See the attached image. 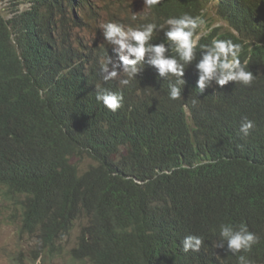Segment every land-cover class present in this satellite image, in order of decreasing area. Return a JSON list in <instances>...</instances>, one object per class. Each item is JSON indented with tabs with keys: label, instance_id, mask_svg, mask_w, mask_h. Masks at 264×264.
Segmentation results:
<instances>
[{
	"label": "trees",
	"instance_id": "obj_1",
	"mask_svg": "<svg viewBox=\"0 0 264 264\" xmlns=\"http://www.w3.org/2000/svg\"><path fill=\"white\" fill-rule=\"evenodd\" d=\"M9 1L0 7V199L36 259L240 264L242 255L264 264V0H164L142 14L131 0L109 7L105 23L138 27L184 13L205 20L214 4L223 25L205 22L199 43H239L255 79L212 81L201 94L193 63L178 100L168 96L174 81L147 61L127 86L104 81L101 65L115 53L102 32L91 47L73 37L99 16L96 0ZM98 90L122 93L123 106L108 110ZM245 118L254 122L247 137ZM221 224H246L259 243L233 254ZM187 235L204 239L200 251H183Z\"/></svg>",
	"mask_w": 264,
	"mask_h": 264
},
{
	"label": "clouds",
	"instance_id": "obj_2",
	"mask_svg": "<svg viewBox=\"0 0 264 264\" xmlns=\"http://www.w3.org/2000/svg\"><path fill=\"white\" fill-rule=\"evenodd\" d=\"M143 3L144 8L154 10L164 0H143ZM204 24L205 20L200 16L188 13L169 16L160 24L149 22L138 27H126L117 22L102 24L103 39L115 53V59L109 56L101 65L104 81L118 79L120 85L127 86L143 70L147 61L156 69L159 78L174 81L168 88V96L172 100L181 98V87L186 83L185 69L193 63L198 75L196 88L201 94L212 81L219 86L229 82L251 86L255 77L252 71L247 70L248 61L240 59L242 46L231 39H213L210 44H200L198 30ZM161 32L163 42L153 43L154 34ZM197 49L200 51L197 52ZM122 75L125 78H121ZM96 100L116 112L123 106L124 96L118 92L98 90ZM253 128L254 122L245 118L239 131L247 137ZM219 235L227 241V248L233 254L249 253L259 243L258 236L246 224H241L238 229L231 224H221ZM203 244L204 239L198 235H187L182 240L185 253L198 252ZM220 246L223 247V244ZM239 261L240 264H252L242 255Z\"/></svg>",
	"mask_w": 264,
	"mask_h": 264
},
{
	"label": "rangeland",
	"instance_id": "obj_3",
	"mask_svg": "<svg viewBox=\"0 0 264 264\" xmlns=\"http://www.w3.org/2000/svg\"><path fill=\"white\" fill-rule=\"evenodd\" d=\"M98 6L96 7V11L94 13L99 14V16H93L94 22L93 25L88 27H82L79 31L75 30L73 37L74 41L77 45L81 42L86 46L91 47L94 43L100 42V34L102 32L101 25L104 24L110 18L111 12L109 7L115 6L114 3L118 2L117 0H96ZM9 0H0V7L5 10L7 6H11ZM131 2H136L135 4H131L130 2H126V5L131 8L132 12L136 14H142V7L144 6L143 2L140 0H131ZM25 2L21 5V8H27L28 5ZM113 5H109V4ZM121 7H125L126 5L119 4ZM125 11V9H122ZM216 13V8H214V4L211 5L210 11L207 13L205 17L206 24H211L215 22L216 26L223 25L220 19L218 18ZM119 14V9L116 12ZM115 14V16H116ZM115 16L113 20L115 19ZM10 18V17H8ZM98 18V21H97ZM217 21V22H216ZM207 27L203 25V33H207ZM89 162H83V165H87ZM13 211L10 210V207L6 205L5 201L0 199V264H69L67 263L68 255L59 256L55 259H48L45 256L36 260V246L35 241L32 238L28 237H20L18 225L13 222L11 216ZM78 235V230H76L71 238H69V246L66 249V253L73 247L76 236ZM65 253V254H66Z\"/></svg>",
	"mask_w": 264,
	"mask_h": 264
},
{
	"label": "bare ground",
	"instance_id": "obj_4",
	"mask_svg": "<svg viewBox=\"0 0 264 264\" xmlns=\"http://www.w3.org/2000/svg\"><path fill=\"white\" fill-rule=\"evenodd\" d=\"M187 82V81H186ZM164 85V84H163ZM162 88V87H161ZM164 88V87H163ZM163 92V91H162ZM167 92V91H166ZM167 95V94H166ZM162 97V96H161Z\"/></svg>",
	"mask_w": 264,
	"mask_h": 264
}]
</instances>
